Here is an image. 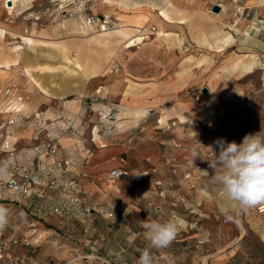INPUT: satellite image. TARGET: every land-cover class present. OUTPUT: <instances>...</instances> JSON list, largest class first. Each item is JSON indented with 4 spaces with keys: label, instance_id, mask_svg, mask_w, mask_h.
Segmentation results:
<instances>
[{
    "label": "rangeland",
    "instance_id": "rangeland-1",
    "mask_svg": "<svg viewBox=\"0 0 264 264\" xmlns=\"http://www.w3.org/2000/svg\"><path fill=\"white\" fill-rule=\"evenodd\" d=\"M102 1L15 0L7 5V0H0V97L16 78L28 91L33 107L48 108L51 121L73 113L55 109L59 102L81 98L92 106L83 117L85 135L92 136L91 129L97 124L94 136L100 134L109 146L121 145L135 130L132 121L142 114L129 111L130 106L156 100L151 105L155 111L208 87L219 95L216 105L221 109L213 120L201 121L197 137L240 143L245 135L264 130V38L245 35L252 19L257 21L254 16L264 17V0H174L170 15L167 12L173 23H147L138 31L146 37L130 47L113 31L119 27L113 14L107 13L117 25L108 33L82 27L85 14L94 12L92 8ZM215 4H221L219 11L213 10ZM15 44L23 47L16 50ZM121 105L126 108L116 109ZM102 108L111 109V121L100 122ZM140 126L131 145L142 136ZM172 129L156 128L167 140L176 136ZM194 140L185 139L193 155L199 153L193 152ZM142 149L149 151V145ZM135 189L125 188L128 193ZM178 193L185 199L183 192ZM25 210V206H12L7 230L21 233L16 226H26L29 216ZM216 222L214 235L202 250L176 255L175 249H162L160 264H264V215L255 206L246 210L229 206ZM41 226L54 228L50 220ZM52 238L49 234L35 246V257L47 255ZM147 244L142 241L141 248Z\"/></svg>",
    "mask_w": 264,
    "mask_h": 264
},
{
    "label": "crops",
    "instance_id": "crops-1",
    "mask_svg": "<svg viewBox=\"0 0 264 264\" xmlns=\"http://www.w3.org/2000/svg\"><path fill=\"white\" fill-rule=\"evenodd\" d=\"M173 1L103 0L101 6L92 8L94 12L91 13L113 14L118 20V25L128 33L127 38L138 33L139 28L144 27L147 23L158 26L173 23V19L168 16ZM254 17L257 21L252 19L247 25L245 35L248 33L249 38L256 36L261 41L264 38V17L258 15ZM182 22V20H178V23ZM250 26H254L256 29H250ZM82 27L93 31L84 27L83 23ZM158 33L160 34L161 31ZM19 84L14 103L24 107L23 111L27 113L28 120L6 127V131L11 136V142L17 149L30 147L37 141V137L39 139L45 138L47 132L54 131L55 123L60 121L49 119L46 115L48 108L42 110L33 107L28 91L22 88L23 84L20 82ZM206 89V92L195 90L191 95H183L180 99L155 111L151 109V105L156 104V100L151 102L148 100V103L140 101L138 104L130 106L129 111L142 114L139 115V119L132 122L135 124V130L141 125L140 129L143 133L128 150L117 143L108 146V143L101 137L92 142L90 135H85L86 126L83 119L86 110L88 108L91 110L92 106L86 105L81 98L68 100L64 108L73 113L65 116L76 118L78 134L65 135L58 141V155L74 154L85 148L93 149L94 154L89 161H85L82 154L78 153L77 169L69 168L64 179H68L70 176H78L80 172H87V177L81 179L84 187V193L81 194L82 201L91 204L113 203L116 215L131 225L132 232H128L104 217L97 216L94 220L89 221L78 210L73 211L64 219H59L51 213L47 198L30 200V206L16 201L5 202L1 205H4L9 211L13 205L22 206V208L25 206V212L29 216L25 220L26 226L21 225V223L16 226L22 229L20 234L16 233V229L12 231L6 229L7 234L14 233L17 236H22L24 233H29L32 228L37 233V243L22 247L20 249L21 256L27 261L44 262L48 259H56L57 264H137L140 250L145 248H141V243L147 241L142 222L146 220L162 222L170 217L177 218L180 225L179 232L170 246L151 249L154 264H160L161 259L158 258V254L162 253V249L168 250L172 246L177 251L176 255L186 254L190 251L196 253L202 250L209 237L214 235L213 225L217 223L219 213L229 207L220 196L218 186L212 182L210 175L214 174V170L209 167L208 160L211 158L206 156L207 146H202L198 153L199 156L196 157L192 154L189 146L185 144V139H196L204 142L207 137L196 136V134H201V123L213 120L221 109L220 105H216L219 95L213 89L208 87ZM96 92L99 94L100 91L97 90ZM196 94H199L197 100L194 99ZM100 106L105 105L101 104ZM54 107L57 109L62 107V104L59 102ZM117 108L124 110L123 108L126 107L121 105ZM38 111L44 113L46 117L41 121L40 126L38 119L34 117V113ZM172 121L175 122V127L171 126L170 128L173 127L171 131L177 137L173 136L172 140H167L163 138L162 132L156 128L164 130L166 125ZM158 143L161 146L157 145ZM101 144L105 145L100 146ZM142 145H149V151H144ZM133 156L134 159H132ZM169 156L177 158V172L174 174L171 173L170 167L164 163V158ZM48 161L49 159H43L42 163ZM14 162H18V158L15 156L8 157L6 152L1 153L0 173L8 174L11 163ZM114 166H124L130 169L132 173L150 167H157V171L144 179L139 189H135L133 193H128L125 190L126 187L134 186L135 188L132 181L125 178L115 180L105 178L107 170ZM200 170L207 171L209 175L203 174ZM187 171L191 172V177L184 179L182 175ZM155 178H161L169 191L183 192L185 194L184 201L173 207L170 205L168 197L157 196L153 182ZM189 182L193 183L194 186L189 187ZM48 194L51 201L57 202L59 200L58 191L49 189ZM219 200H222L223 203L221 204ZM255 215L257 214L254 213ZM47 220L52 222L54 228L42 229L41 225ZM194 222L196 224L193 226ZM87 225H91L92 230L89 234H84L82 229ZM49 234L54 239L52 238L53 242L47 255L35 257V246H39Z\"/></svg>",
    "mask_w": 264,
    "mask_h": 264
},
{
    "label": "built area",
    "instance_id": "built-area-1",
    "mask_svg": "<svg viewBox=\"0 0 264 264\" xmlns=\"http://www.w3.org/2000/svg\"><path fill=\"white\" fill-rule=\"evenodd\" d=\"M82 23L84 27L99 32L107 31L117 25L116 19L109 14L99 15L91 12L85 14ZM18 88V83L12 81L3 89L0 97V107L5 103L4 107L0 108V155L6 152L8 157L15 156L18 158V162L11 163L8 174L0 173V206L2 203L14 201L30 206V200L47 198L51 213L59 219H64L68 215H71L73 211L78 210L89 221L94 220L97 216L104 217L128 232H132L131 225L116 215L113 203L91 204L82 201L81 194L84 193V187L81 179L87 177V172H80L78 176H70V178L64 179L66 173L69 172V168L77 169L78 153L82 154L85 161H89L94 154L93 149L85 148L74 154L58 155V141L65 135L73 136L78 134V124L75 117L64 116L60 121L55 123L54 131L47 132L43 139L37 137V141L30 147L17 149L13 146L10 139L11 136L6 131V127L17 122L24 123L28 120L27 113L23 111L24 107L14 103V97ZM198 98L199 94L194 95V99L197 100ZM67 101L63 100V108L66 107ZM110 110V108L99 109L100 122L103 119L110 121L108 120ZM34 117L38 119L39 126L41 125V121L46 119L44 113L41 111L34 113ZM174 125L175 122L172 121L166 125V129ZM97 127L98 125L95 124L91 129L92 136H90V140L92 142L101 137L100 134L94 136ZM137 136L138 130L131 131L128 137L123 140L121 146L130 147L132 140ZM216 140L214 137H207L204 142L194 140L192 143L193 152L196 153L202 146L206 145V156L212 158L211 148L218 151L214 143ZM104 145L101 144L100 146ZM43 159H49V161L42 163ZM164 163L170 167L172 173L177 172L178 164L175 156L164 158ZM156 171L157 167H150L132 173L130 169L124 166H114L107 170L105 178L108 180L125 178L132 181L135 184V188L139 189L142 181ZM182 177L189 179L191 172L187 171L183 173ZM153 182L156 188L155 194L162 198L168 197L171 206L176 207L184 201L182 195L169 191L164 186L161 178H155ZM188 186L193 187L194 185L189 182ZM49 189L58 191L60 197L57 202L51 201V197L48 194ZM255 210L257 213L264 215V205L255 206ZM195 224L196 222L193 223V226ZM91 230V225L84 226L82 229L84 234H89ZM37 241V233L34 228L22 236H17L14 233L7 234L6 228L0 231V264H57L56 259H48L44 262L27 261L21 256L20 249L22 247L32 246ZM174 249V246H172L171 250L174 251Z\"/></svg>",
    "mask_w": 264,
    "mask_h": 264
},
{
    "label": "clouds",
    "instance_id": "clouds-1",
    "mask_svg": "<svg viewBox=\"0 0 264 264\" xmlns=\"http://www.w3.org/2000/svg\"><path fill=\"white\" fill-rule=\"evenodd\" d=\"M209 167L214 170L210 175L212 182L227 206L246 210L264 205V130L247 134L242 142H227L223 138L215 142ZM196 157L199 156L195 154ZM201 171V170H200ZM209 175L207 171H201ZM9 225V210L0 206V231ZM147 246L140 250L137 264H154L151 249L166 248L175 239L179 223L170 217L165 221H143Z\"/></svg>",
    "mask_w": 264,
    "mask_h": 264
},
{
    "label": "bare ground",
    "instance_id": "bare-ground-1",
    "mask_svg": "<svg viewBox=\"0 0 264 264\" xmlns=\"http://www.w3.org/2000/svg\"><path fill=\"white\" fill-rule=\"evenodd\" d=\"M14 1L15 0H7V5H13L14 4ZM221 5V4H220ZM223 7V6H222ZM115 30L123 37L125 38L126 42L128 41V43L125 45L127 47H130L132 45H134L135 43H138L140 40H143L146 36H143L141 34H138V33H135L129 37L126 38V36L128 35V33L123 29V27L119 26L117 28H115ZM109 30L107 31H102L100 33H104V32H108ZM23 46H21L20 44H15L13 45V48H15L16 50L17 49H20L22 48ZM17 52V51H16ZM254 62H252L251 64L249 65H246V68H250L252 67ZM112 117V116H110ZM111 121V120H110Z\"/></svg>",
    "mask_w": 264,
    "mask_h": 264
},
{
    "label": "water",
    "instance_id": "water-1",
    "mask_svg": "<svg viewBox=\"0 0 264 264\" xmlns=\"http://www.w3.org/2000/svg\"><path fill=\"white\" fill-rule=\"evenodd\" d=\"M213 10H214V11H219V10H220V5L215 4L214 7H213ZM206 90H207L206 87H204V88L202 89L203 92H206Z\"/></svg>",
    "mask_w": 264,
    "mask_h": 264
}]
</instances>
